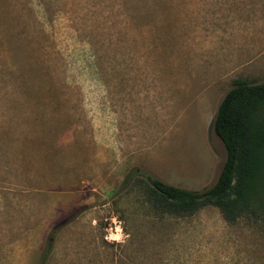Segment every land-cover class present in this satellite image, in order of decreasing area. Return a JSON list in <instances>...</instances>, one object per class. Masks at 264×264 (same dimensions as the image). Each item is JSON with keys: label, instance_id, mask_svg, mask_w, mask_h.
<instances>
[{"label": "rangeland", "instance_id": "374dc122", "mask_svg": "<svg viewBox=\"0 0 264 264\" xmlns=\"http://www.w3.org/2000/svg\"><path fill=\"white\" fill-rule=\"evenodd\" d=\"M237 80L264 83V0H0V264H264L262 221L146 198L216 182Z\"/></svg>", "mask_w": 264, "mask_h": 264}, {"label": "trees", "instance_id": "16d2710c", "mask_svg": "<svg viewBox=\"0 0 264 264\" xmlns=\"http://www.w3.org/2000/svg\"><path fill=\"white\" fill-rule=\"evenodd\" d=\"M213 130L226 152L216 182L192 193L147 177L148 203L175 218L213 206L229 223L246 218L264 224V83L237 80L217 108Z\"/></svg>", "mask_w": 264, "mask_h": 264}, {"label": "clouds", "instance_id": "9594fccd", "mask_svg": "<svg viewBox=\"0 0 264 264\" xmlns=\"http://www.w3.org/2000/svg\"><path fill=\"white\" fill-rule=\"evenodd\" d=\"M91 223L95 227L98 221L93 219ZM105 232L104 240L110 244L123 245L130 239V233L124 231V222L115 215L111 217V226L105 229Z\"/></svg>", "mask_w": 264, "mask_h": 264}]
</instances>
